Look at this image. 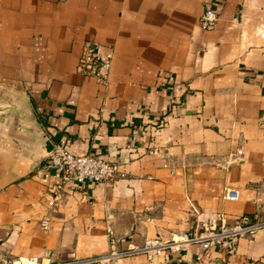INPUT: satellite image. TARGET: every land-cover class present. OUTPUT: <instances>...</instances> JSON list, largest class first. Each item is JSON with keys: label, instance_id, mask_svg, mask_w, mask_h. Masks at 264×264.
Segmentation results:
<instances>
[{"label": "crops", "instance_id": "0c3cea01", "mask_svg": "<svg viewBox=\"0 0 264 264\" xmlns=\"http://www.w3.org/2000/svg\"><path fill=\"white\" fill-rule=\"evenodd\" d=\"M86 42L112 46L106 81L77 71ZM59 141L117 174L53 192ZM220 215L264 219V0H0V258L63 264ZM200 252L108 264H264V229Z\"/></svg>", "mask_w": 264, "mask_h": 264}, {"label": "built area", "instance_id": "2783aa9c", "mask_svg": "<svg viewBox=\"0 0 264 264\" xmlns=\"http://www.w3.org/2000/svg\"><path fill=\"white\" fill-rule=\"evenodd\" d=\"M218 19V14L212 10H205L199 17V26L211 29ZM113 59V48L95 42H86L78 59L77 71L83 75L92 76L106 81L110 75ZM154 153L155 151H150ZM47 166L60 174V181L55 185L53 192L74 191L85 182H108L117 174L115 161L92 153L76 155L70 152L63 141L52 145L47 154ZM223 198L236 200L238 191L225 187ZM219 224L202 222L199 227L188 231H179L172 234L170 239L160 236L146 238L141 242L131 243L126 248L117 249L111 246L110 250L102 255H96L63 264H108L114 259L132 255H145L148 259L164 252L176 253L188 249L191 245L200 246L201 252L196 259L201 260L203 253L210 250H219L222 253L233 255L237 251L241 239L264 229V219L242 216L226 223L219 217ZM44 229L49 228L47 219L41 220ZM0 264H51L45 263L37 255L30 257H2Z\"/></svg>", "mask_w": 264, "mask_h": 264}]
</instances>
